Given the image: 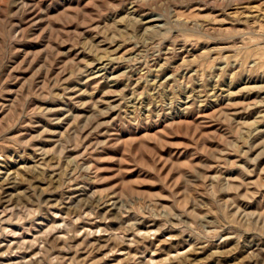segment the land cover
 Returning a JSON list of instances; mask_svg holds the SVG:
<instances>
[{
  "label": "rangeland",
  "instance_id": "1",
  "mask_svg": "<svg viewBox=\"0 0 264 264\" xmlns=\"http://www.w3.org/2000/svg\"><path fill=\"white\" fill-rule=\"evenodd\" d=\"M0 264H264V0H0Z\"/></svg>",
  "mask_w": 264,
  "mask_h": 264
},
{
  "label": "bare ground",
  "instance_id": "2",
  "mask_svg": "<svg viewBox=\"0 0 264 264\" xmlns=\"http://www.w3.org/2000/svg\"><path fill=\"white\" fill-rule=\"evenodd\" d=\"M101 67V66H100ZM54 177V176H53ZM10 194V193H9ZM7 196V195H6ZM21 195H20V193H17V194H10V195H8V199L10 200V201H14V200H17V199H19V197H20Z\"/></svg>",
  "mask_w": 264,
  "mask_h": 264
}]
</instances>
